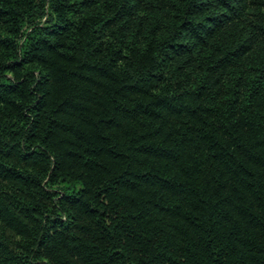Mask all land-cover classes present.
Returning <instances> with one entry per match:
<instances>
[{"label": "trees", "instance_id": "trees-1", "mask_svg": "<svg viewBox=\"0 0 264 264\" xmlns=\"http://www.w3.org/2000/svg\"><path fill=\"white\" fill-rule=\"evenodd\" d=\"M0 264H264V0H0Z\"/></svg>", "mask_w": 264, "mask_h": 264}]
</instances>
